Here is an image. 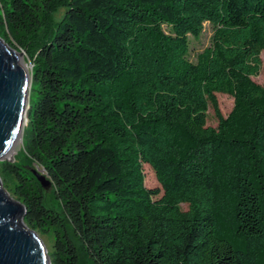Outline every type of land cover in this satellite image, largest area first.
<instances>
[{
	"label": "trees",
	"instance_id": "1",
	"mask_svg": "<svg viewBox=\"0 0 264 264\" xmlns=\"http://www.w3.org/2000/svg\"><path fill=\"white\" fill-rule=\"evenodd\" d=\"M0 38L31 58L0 175L50 264H264V0H0Z\"/></svg>",
	"mask_w": 264,
	"mask_h": 264
},
{
	"label": "water",
	"instance_id": "2",
	"mask_svg": "<svg viewBox=\"0 0 264 264\" xmlns=\"http://www.w3.org/2000/svg\"><path fill=\"white\" fill-rule=\"evenodd\" d=\"M18 56L0 38V161H12L4 156L20 131L22 136L23 121L27 122L30 75L19 65ZM35 175L43 188L50 189L44 174L35 170ZM23 213V206L9 195L0 180V264H50L46 246L23 223Z\"/></svg>",
	"mask_w": 264,
	"mask_h": 264
},
{
	"label": "rangeland",
	"instance_id": "3",
	"mask_svg": "<svg viewBox=\"0 0 264 264\" xmlns=\"http://www.w3.org/2000/svg\"><path fill=\"white\" fill-rule=\"evenodd\" d=\"M212 33H213L212 26L209 23L205 22L203 24L202 32L198 38H194L192 36H189L190 45H189L188 58L191 61L195 62L197 54L199 52H201L205 47H207L210 44ZM14 50L17 53H19V56L22 59V65L26 69V72L27 73L29 72V75H30L31 58L29 57V51H27L23 48H20V47H16V48H14ZM260 58H261L262 66H264V51H262L260 53ZM250 79L254 83H256L260 86H264V72L262 70L259 72L258 75L251 76ZM29 85H30V78H29ZM216 99H217V104H218V107H219V110H220L222 116L227 117L228 114L233 109L234 97L229 95V94H226V93H216ZM206 124L209 126H212L214 128L217 127V125H218L217 117L215 116L213 108L211 105H209V107H208ZM21 147H22V139H20V144H19L18 148L15 149L13 152V156L11 157V158H13L12 161H14L15 157L16 158L19 157ZM40 170H41L40 172L42 173L43 170L42 169H40ZM143 173H144V183H145L146 187L158 186V182L156 180L155 173H154L153 169L151 167H149L147 164H145L143 166ZM0 180L2 182L1 175H0ZM47 200L50 202L49 193H47ZM182 207L186 208L185 205H183ZM40 238L42 239L46 248L49 249L50 238L47 236L40 237Z\"/></svg>",
	"mask_w": 264,
	"mask_h": 264
},
{
	"label": "bare ground",
	"instance_id": "4",
	"mask_svg": "<svg viewBox=\"0 0 264 264\" xmlns=\"http://www.w3.org/2000/svg\"><path fill=\"white\" fill-rule=\"evenodd\" d=\"M20 56H18V63H19V65L22 67V69L25 71V73L26 74H28L29 75V72L27 73L26 72V69L24 68V66L22 65V59H21V57L19 58ZM27 75V76H28ZM24 117H26L25 115H24ZM24 126H25V122L23 121V123H22V125H21V128L23 127L24 128ZM22 136H21V131L19 132V134L17 135V137L15 138V141H14V143H13V146H12V148L10 149V151L4 156L5 158H11L12 156H13V152H14V150L15 149H17L18 148V146H19V144H20V139H22L21 138ZM12 159V158H11Z\"/></svg>",
	"mask_w": 264,
	"mask_h": 264
}]
</instances>
